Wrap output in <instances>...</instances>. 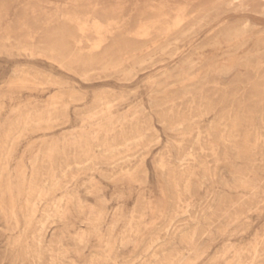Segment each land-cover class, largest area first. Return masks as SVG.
Here are the masks:
<instances>
[{
    "label": "rangeland",
    "instance_id": "rangeland-1",
    "mask_svg": "<svg viewBox=\"0 0 264 264\" xmlns=\"http://www.w3.org/2000/svg\"><path fill=\"white\" fill-rule=\"evenodd\" d=\"M11 1H13V4L9 10L10 20L14 19L17 14L27 12L28 8L30 12L31 8H35L40 24L44 25L48 20L52 21L50 26H44L43 30L45 32L47 29V32H55L57 29L67 30L68 28V31L72 33L74 29L65 20V14L68 11H73V8L79 10V18H81L80 12L87 14L88 17L83 20L87 32L85 36L87 50L85 53H87L86 55L90 59L97 58L91 60L87 72L82 73L79 68L72 69L69 66L65 68L66 66L47 57L37 54L26 56L23 54L22 45L18 41H11L8 44L13 49L9 54H0V198L4 201L2 205L0 204V264H94V258L101 257L102 260H105L106 254L103 251V243L95 236L91 237L87 243L81 242L76 237L77 228L82 225L78 221H75V226H70L73 224V219H68L64 223H57L46 220L39 213L38 219L32 225H28L23 216L24 213H22L24 211L22 210L24 208L23 198L33 171L31 161L38 159L36 166H41L46 149L56 145L59 149H62V147L66 146L63 141L65 137L88 136L96 131H100L101 141H103L104 133L114 127L115 131L111 135L116 138L117 142H120L123 132L129 133L132 130L144 128L146 129L144 130L145 138L141 143L135 144L130 149H122L113 154L103 153L101 148H96L97 151L99 150L98 153H103L104 158L95 167L94 171H90L88 168L80 169L77 171L78 173L76 172V178L73 180H71L72 176L69 174V177L64 178V182L69 181L68 186L59 188L60 190L58 188H50L49 192L50 197L57 201L71 193V191V194L76 196L78 194L85 195L86 189L90 186L89 184L93 180H96L97 182H95L99 183L105 191L103 192L107 199V216L100 222L101 226L105 228L110 222L108 214L121 205L131 210L134 207H140L144 202L150 201L153 203V208L160 210V185L163 176L157 164L161 157L169 151L173 159L177 158L176 143L173 139L174 135L169 133L166 126L161 122V117H163L162 111L164 109L168 110L166 108L169 107H174L176 111H184L186 106L192 103L190 100L199 99L203 94L202 88H199L203 79L199 75L200 72H195L192 69L190 61L196 57V54L206 49H211L215 41L223 38L226 33L239 31L241 36L236 37L233 41L226 42L227 44L225 43L223 48H217L214 52L210 53L207 63L213 65L214 70L233 67L240 72H244L250 70L249 68L259 66L264 71V0H244L239 6H235V8H233L234 6L231 7L232 5L230 4L213 8L209 3H206V0H77L76 5L73 6L69 4L73 0ZM158 2L160 5H157L159 4ZM147 4H150L151 9L153 8L152 13ZM60 6L61 8H59ZM62 7L66 9L62 10ZM119 7L122 8L120 9ZM170 7L173 8V13ZM92 9L97 10V12ZM193 9L195 10L193 11ZM92 11L93 13H91ZM144 11L148 14L145 15ZM166 11L169 13L167 14ZM141 13H144V15ZM156 14L159 19L155 17ZM160 15H164L163 18ZM104 16L106 17L103 18ZM90 18L92 19L90 20ZM144 18L147 21L150 18L152 19L146 23V21L143 22ZM169 20L172 22L170 23ZM165 21L166 23H164ZM96 22H100L103 26H115V34L107 42H101L96 38L97 36L93 30V25ZM62 24L65 27L61 26ZM192 26L193 28L191 29ZM91 34L96 36L93 38L94 41H92V38H89L93 37ZM3 37V35H0V38ZM44 37L45 34H42L38 39ZM126 37L128 40L130 38L133 39L129 41L134 43L135 46L137 45L136 48L133 47L134 44L125 39ZM150 40L151 42H149ZM69 41H71L69 42L70 48L73 49L76 48L73 44L79 40L76 37L75 40L70 39ZM134 41H138V44ZM114 42L117 44L115 47L116 51H120L122 48L126 49L128 46V49L131 47L135 53L130 50L132 53H130V56L129 54L125 57L119 56L117 60H122H120L121 62L116 61L117 64L114 63L115 66H111L113 68L106 64L100 65L99 60L101 58L99 57L101 53L109 45L115 46ZM121 42L123 43L121 44ZM140 43L144 48L141 47ZM146 44L148 45L146 46ZM221 55L223 57L220 58ZM104 66L106 68L108 66L110 71L105 68V72ZM102 67L103 70L101 69ZM94 70L97 71L96 74ZM123 70L125 71L123 72ZM25 72L30 73L31 76L28 77L29 75ZM88 73L91 74L87 75ZM250 74L254 75L253 73ZM32 76L33 78H31ZM197 81L200 82L195 87ZM210 87H205L206 91ZM231 88H234V86L225 88L224 92L226 95L231 92ZM172 95L173 97H171ZM168 97L174 100L171 101ZM238 97L241 98V94ZM53 103L58 104L57 108L63 113V117L61 116L62 118L60 117V119L49 125L34 127L30 132L21 135L22 137L19 136L13 145L14 150L12 149L9 157L4 162H1L2 147L4 145L3 136L15 120L30 111H43ZM102 103L103 105L101 106L100 104ZM213 118L214 114H210L204 118V122L208 124ZM107 127L109 128L107 129ZM239 131L244 132V128H240ZM156 138L158 139L156 140ZM94 145L97 146L98 143ZM262 148L257 153L258 156L262 153L259 157L264 160V148L261 151ZM210 156L209 154L208 159L212 160V156ZM64 159L66 160V158ZM64 159L62 160L63 163L65 162ZM141 160L143 164L140 170L137 171L138 173L136 172L132 178L121 177L119 179L118 174L121 167L125 165L139 166L142 162ZM237 164L241 165L242 162L239 160ZM225 165V163H221L219 170L225 168ZM263 166L264 162L262 163V172ZM21 169L25 170L24 174H21L19 171ZM114 173L116 174L114 175ZM219 179L221 181V175H219ZM222 182H219V185H215L212 190L231 194L232 197L238 195V191H230L224 185V182ZM208 187V184H205L203 190L206 191ZM166 192L169 194L168 190ZM242 192L240 191V193ZM11 196L16 201V208L20 215L18 227L15 226L13 221L6 218L4 212L2 213L1 210L2 207L5 209L11 207L9 202ZM78 215L83 217L82 214ZM161 218V212L156 210L154 213H151L149 230L160 225ZM82 226L84 227V225ZM263 227L264 210L249 214L248 217L241 220L238 224L229 225L225 232L226 234L217 233L212 241L204 244L200 250L202 257L197 264L236 263L237 260L234 257L236 251L247 247ZM41 229L42 231H40ZM34 233H38L39 235ZM205 240L207 239L205 238ZM180 244L174 247L170 243L165 242L160 248L165 251V255L169 256L174 255L176 251H183L188 261L192 260L194 251L189 248L185 249ZM145 246L146 243L142 242L138 249L134 245L123 249L119 252L120 258L118 259V264L143 263L144 260H141L139 252ZM225 250L229 253L224 255L223 252ZM60 251L63 254H60ZM58 260L60 261L59 263H57ZM187 262L185 264H188ZM110 264L113 263L110 262Z\"/></svg>",
    "mask_w": 264,
    "mask_h": 264
},
{
    "label": "bare ground",
    "instance_id": "bare-ground-1",
    "mask_svg": "<svg viewBox=\"0 0 264 264\" xmlns=\"http://www.w3.org/2000/svg\"><path fill=\"white\" fill-rule=\"evenodd\" d=\"M243 1L244 0H206V3H209L213 8H219L221 5L227 4H230L232 5L231 7L234 6L233 8H235V6H239ZM76 3L77 0H73L69 4L73 6L76 5ZM12 4L13 1L11 0H0V35L4 36L3 38H0V54H9L13 49L10 48L8 44L11 41H18L19 44L22 45L23 54L26 56L37 54L39 56L47 57L50 60H54L61 65L66 66L65 68L69 66L72 69L79 68L82 73L87 72L91 60L97 58L90 59L86 55L87 53H85L87 50L85 45V36L87 32L83 20L88 17L87 14L80 12L81 18H79V10L75 8H73V11H68L65 14V20L71 24V27L74 29V32L72 33L68 31V28L67 30L57 29L55 32H47V29L45 32V30H43L44 26H50L52 21L48 20L44 25L40 24L37 19L38 17L36 16L37 12L35 8H31V12L28 8L27 12L17 14L14 19L10 20L9 10L11 9L10 7H12ZM149 5L148 7L151 9V6ZM157 5H160V3ZM174 5L176 6L175 3ZM59 8H61V6ZM173 8L170 9L171 12ZM63 9L64 8L62 7V10ZM84 10L86 11V9ZM144 10L146 11V9ZM152 10L153 8L151 9V13L153 12ZM194 10L195 9H193V11ZM93 11L91 13H93ZM95 11L97 12V10ZM109 12L110 10L108 11V14ZM137 12L139 13V11ZM146 12L145 15L148 14ZM160 13L162 14V12ZM141 14L144 15V13ZM110 15H112V13H110ZM105 17L106 16L103 18ZM155 17H157V14ZM175 17L177 18V16ZM162 18L160 17V19ZM91 19L92 18H90V20ZM144 21L148 23L147 19L143 20V22ZM171 22L172 21H170V23ZM164 23H166V21ZM61 26L65 27L63 24ZM192 28L193 26L191 29ZM93 30L97 37L91 34L93 37L89 38H92V41H94L93 38L96 37L101 42H107L115 34L114 25L103 26L100 22H96L93 25ZM42 34H45V37L38 39ZM239 36H241L239 31L224 34L223 38H219L215 41L211 49H206L199 54H196V57L190 61L192 69L195 72H200L199 75L202 76L203 79L201 85H199V88H202L203 90V94L199 99H194L193 101L190 100L192 103L189 102L190 105H187L184 111H176L174 107H169L166 108L168 110L164 109L162 111L163 117L160 116L162 118L161 122L166 126L169 133L174 135L173 139L176 143L177 158L173 159V156L169 151L161 157L157 164L158 169L163 176L160 185V210L158 208H153V203L150 201L144 202L140 207H134L131 210H128L121 205L119 208L108 214L110 222L105 228L101 226L100 222L107 216V199L104 194L105 191L99 183H96V180L95 182L92 179L93 181L89 184V188L86 189L85 195L78 194L76 196L71 194V191V193L60 198L58 201L50 197V188H58V190H60L59 188L68 186L69 181H65V183L64 178L69 174H71V180H73L76 178V172L80 169L88 168V170L94 171L95 167H97L104 158L102 155L103 153L113 154L122 149H130L132 146H135V144L141 143L145 138L144 130L146 129L140 128L132 130L129 133L123 132L120 142H117L116 138L111 135L113 134L112 132L115 131V128L112 127L109 131L104 133L103 141H101L100 131H96L88 136L77 135L71 138L65 137L63 141L66 146L62 147V149H59L57 145L46 149L41 166H36L38 159L31 161L33 164V171L23 198L24 208L22 210L24 211L22 213H24L23 216L28 225H32V223L38 219L39 213H41V216L46 220H51L57 223H64L68 219H73V224L70 226H75V221H78L80 224L84 225V227L81 225L76 231V237H78L81 242L87 243L91 237L95 236L103 243V251L106 254L105 260H102L101 257L94 258V264H110V262L118 264L120 251L126 249L130 245H134L135 248L138 249L142 242H145L146 246L141 248L139 252L141 260H144L141 264H185L188 261L183 251H176V253L171 256L165 255V251L160 248L165 242L170 243L174 247L181 243L184 246L183 248L193 250L194 257L187 263L197 264L202 257V254L200 253L201 248L207 242L212 241L217 233H225L229 225L238 224L251 213L263 211L264 169L262 172V163L264 160L259 157L262 153L258 156L257 152L260 148H264V71L259 66H254L253 68H249L250 70L244 72H240L233 67H224L219 70H214L213 65L207 63V58L210 53L214 52L217 48H223L226 42L233 41ZM76 37H78L79 41L73 44L76 48L72 49L70 48L71 45L69 42L71 41L69 40H75ZM125 39L128 40L127 37ZM123 42H121V44ZM149 42H151V40ZM147 45L148 44H146V46ZM116 46L117 44L115 46L109 45L107 48L104 47L105 50L99 57L101 58L99 60L100 65L106 64L111 67L116 61L118 62L122 60H117V58L119 59V56L125 57L128 54L130 56V50H132L131 47L128 49L127 46L126 49L122 48V50L116 51ZM136 46L134 44L133 47L136 48ZM141 47L144 48L143 45ZM221 57L223 56L221 55L220 58ZM129 60L127 61L129 62ZM105 68L106 67L104 66V71ZM107 68L106 70H109V68ZM101 69L103 70V67ZM124 71L125 70H123V72ZM96 72L97 71H95V74ZM99 72H101V70H99ZM91 73H88L87 75H90ZM130 73L132 74V72ZM250 73H253L254 75L252 76ZM26 74L29 75L28 77L31 76L30 73ZM87 75L86 77H88ZM31 78H33V76ZM198 82L200 81L195 83V87L198 86ZM208 86L211 87L206 91L205 87ZM231 86H234V88H231V92L226 95L224 92L225 88H230ZM240 94L242 96L241 98L238 97ZM171 97H173V95ZM168 98L170 99V97ZM166 101L168 100L166 99ZM57 105V103H53L43 111L27 112L15 120L3 136L4 145L2 147L3 154L1 155V162H4L9 157L13 145L16 143L15 140L17 141L19 136L22 137L21 135L30 132L34 127L49 125L60 119L61 116L63 117V113L58 110ZM100 105L102 106L103 103ZM210 114H214V118L207 124L204 122V118ZM108 128L109 127H107V129ZM240 128H244V132H240ZM157 139L158 138H156V140ZM95 143H98V145L95 146ZM96 148H101L103 153H98L99 150L97 151ZM263 148L261 151H263ZM68 150L70 151L68 152ZM208 153L212 156V160L208 159ZM64 158H66V160ZM63 159L65 160L64 163L62 161ZM239 160L242 162L241 165L237 164ZM221 163H225L226 165L225 168L219 170V165ZM142 164L143 161L139 166L125 165L121 167L118 174L119 179L121 177L132 178L135 173L140 170ZM19 171L21 174L25 173V170L23 169ZM115 174L116 173H114V175ZM219 175H221V181L224 182V185L230 189V191L233 190L239 192L236 197H232L231 194L228 193L212 190L215 185H219V182H221ZM205 184H208L209 186L206 191L203 190ZM167 190L169 194L166 192ZM53 191L55 190L53 189ZM240 191L243 192L240 193ZM3 202L2 198H0L1 205ZM9 202L11 207L9 209L2 207V213L4 212L5 217L10 221H13L15 226L18 227L20 224V215L18 214L16 201L13 196L10 197ZM156 210L162 213L160 225L149 230L150 214L154 213ZM78 214H82L83 217H80ZM40 225L42 224L40 223ZM40 231H42V229ZM205 238L207 240H205ZM17 239L19 240V238ZM61 253L62 252L60 251V254ZM223 253L225 255L229 252L225 250ZM147 257H149V260H146ZM234 257L237 260L234 264H264V227L254 236L253 241H251L247 247L236 251ZM62 261L64 262V260ZM59 262L60 261L58 260L57 263Z\"/></svg>",
    "mask_w": 264,
    "mask_h": 264
}]
</instances>
